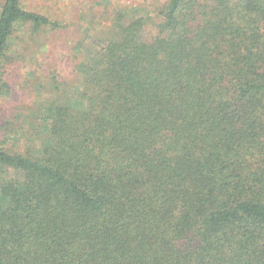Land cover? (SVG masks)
Returning a JSON list of instances; mask_svg holds the SVG:
<instances>
[{
	"label": "trees",
	"instance_id": "trees-1",
	"mask_svg": "<svg viewBox=\"0 0 264 264\" xmlns=\"http://www.w3.org/2000/svg\"><path fill=\"white\" fill-rule=\"evenodd\" d=\"M160 15L119 14L41 144L0 147V264H264V0ZM21 23L61 26L3 0L0 62Z\"/></svg>",
	"mask_w": 264,
	"mask_h": 264
},
{
	"label": "rangeland",
	"instance_id": "rangeland-1",
	"mask_svg": "<svg viewBox=\"0 0 264 264\" xmlns=\"http://www.w3.org/2000/svg\"><path fill=\"white\" fill-rule=\"evenodd\" d=\"M168 0H22L24 8L61 23L59 28L18 24L0 62V147L26 152L41 144L50 109L77 98L87 65L114 33L119 14L144 17L142 39L157 34ZM3 0H0V13ZM18 176L7 169L6 176ZM0 181L3 177L0 172Z\"/></svg>",
	"mask_w": 264,
	"mask_h": 264
}]
</instances>
